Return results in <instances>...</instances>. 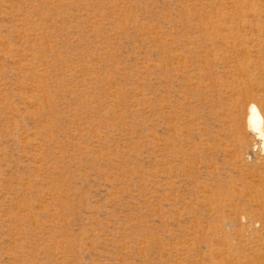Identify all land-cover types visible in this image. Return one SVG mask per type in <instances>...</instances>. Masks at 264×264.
<instances>
[{"label":"rangeland","instance_id":"obj_1","mask_svg":"<svg viewBox=\"0 0 264 264\" xmlns=\"http://www.w3.org/2000/svg\"><path fill=\"white\" fill-rule=\"evenodd\" d=\"M250 102L264 0H0V264H264Z\"/></svg>","mask_w":264,"mask_h":264},{"label":"bare ground","instance_id":"obj_2","mask_svg":"<svg viewBox=\"0 0 264 264\" xmlns=\"http://www.w3.org/2000/svg\"><path fill=\"white\" fill-rule=\"evenodd\" d=\"M264 114L255 102H250L247 110V123L249 127L257 132L258 137L264 143V130H263Z\"/></svg>","mask_w":264,"mask_h":264}]
</instances>
